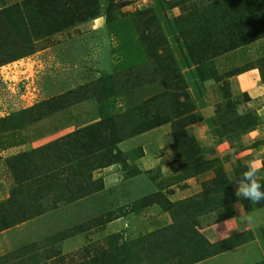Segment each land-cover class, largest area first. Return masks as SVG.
Listing matches in <instances>:
<instances>
[{"label": "rangeland", "instance_id": "374dc122", "mask_svg": "<svg viewBox=\"0 0 264 264\" xmlns=\"http://www.w3.org/2000/svg\"><path fill=\"white\" fill-rule=\"evenodd\" d=\"M0 31V264H264V0H0Z\"/></svg>", "mask_w": 264, "mask_h": 264}, {"label": "clouds", "instance_id": "9594fccd", "mask_svg": "<svg viewBox=\"0 0 264 264\" xmlns=\"http://www.w3.org/2000/svg\"><path fill=\"white\" fill-rule=\"evenodd\" d=\"M237 115L243 116L244 113L237 109ZM262 169H264V160L253 158L247 162L246 170L236 182L235 195L238 198L257 204L264 201V184L260 182ZM227 223L228 221H225V225Z\"/></svg>", "mask_w": 264, "mask_h": 264}, {"label": "trees", "instance_id": "16d2710c", "mask_svg": "<svg viewBox=\"0 0 264 264\" xmlns=\"http://www.w3.org/2000/svg\"><path fill=\"white\" fill-rule=\"evenodd\" d=\"M4 33L2 31H0V36L3 35Z\"/></svg>", "mask_w": 264, "mask_h": 264}]
</instances>
